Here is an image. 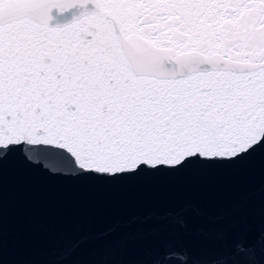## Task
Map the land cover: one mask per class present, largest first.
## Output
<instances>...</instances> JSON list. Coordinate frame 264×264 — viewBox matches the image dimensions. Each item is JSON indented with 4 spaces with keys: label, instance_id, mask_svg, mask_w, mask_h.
I'll return each instance as SVG.
<instances>
[{
    "label": "snow or ice",
    "instance_id": "snow-or-ice-1",
    "mask_svg": "<svg viewBox=\"0 0 264 264\" xmlns=\"http://www.w3.org/2000/svg\"><path fill=\"white\" fill-rule=\"evenodd\" d=\"M28 145L112 177L264 147V0H0V160ZM244 245L212 264H264Z\"/></svg>",
    "mask_w": 264,
    "mask_h": 264
},
{
    "label": "water",
    "instance_id": "water-1",
    "mask_svg": "<svg viewBox=\"0 0 264 264\" xmlns=\"http://www.w3.org/2000/svg\"><path fill=\"white\" fill-rule=\"evenodd\" d=\"M27 147L39 163L20 148L0 160V264H154L167 245L190 260L166 264H212L264 235V147L115 177L79 169L64 150Z\"/></svg>",
    "mask_w": 264,
    "mask_h": 264
}]
</instances>
